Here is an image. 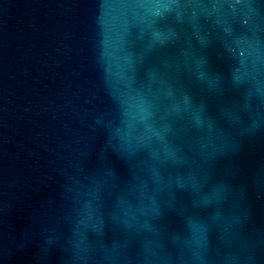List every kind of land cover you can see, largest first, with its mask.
Masks as SVG:
<instances>
[{"label": "water", "instance_id": "1", "mask_svg": "<svg viewBox=\"0 0 264 264\" xmlns=\"http://www.w3.org/2000/svg\"><path fill=\"white\" fill-rule=\"evenodd\" d=\"M0 264H264V0H0Z\"/></svg>", "mask_w": 264, "mask_h": 264}]
</instances>
